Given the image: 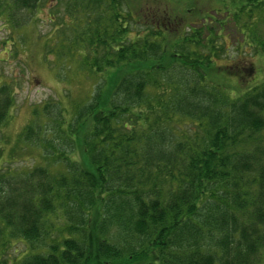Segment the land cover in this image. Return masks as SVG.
<instances>
[{"label": "trees", "instance_id": "1", "mask_svg": "<svg viewBox=\"0 0 264 264\" xmlns=\"http://www.w3.org/2000/svg\"><path fill=\"white\" fill-rule=\"evenodd\" d=\"M46 1L95 83L32 111L28 169L0 85V264H264V0H0V22L21 30ZM226 21L238 62L219 64Z\"/></svg>", "mask_w": 264, "mask_h": 264}, {"label": "rangeland", "instance_id": "2", "mask_svg": "<svg viewBox=\"0 0 264 264\" xmlns=\"http://www.w3.org/2000/svg\"><path fill=\"white\" fill-rule=\"evenodd\" d=\"M196 2L200 6H210L215 10L222 8L219 0H196ZM53 15L55 11L46 1L38 7L35 16L32 15L31 24L21 30L12 32L0 22V85H8L13 96L11 117L3 130L11 139L10 152H12L11 159L15 162L12 165L15 168L28 169L41 164L38 150L28 146L22 148L20 144L14 145L17 134L22 132L27 124L34 122L32 111L41 109L44 103L51 100L66 98L67 107L68 104L72 106L74 103L84 102L95 83L93 77L79 71L80 61L77 59V51L68 48L69 44L65 39L67 37L65 36L62 43L57 39L58 22ZM215 19L213 24L217 30L216 24L224 20L216 15ZM235 31L236 29L228 24V21L224 23V33L231 37L228 36L225 40L229 46L228 55L223 54L222 59L218 61L219 64L229 61L238 62L241 37ZM257 31L261 37L264 36V23H259ZM253 60L262 61L256 56ZM3 157L6 160V155ZM57 215L59 216L49 215L48 227H51V231L53 226L56 227L61 221L59 212ZM15 248L9 250L8 259L19 256L24 251L21 244L16 245Z\"/></svg>", "mask_w": 264, "mask_h": 264}]
</instances>
